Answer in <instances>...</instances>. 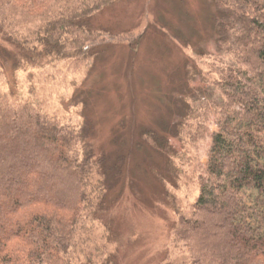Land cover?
<instances>
[{
	"label": "trees",
	"instance_id": "trees-1",
	"mask_svg": "<svg viewBox=\"0 0 264 264\" xmlns=\"http://www.w3.org/2000/svg\"><path fill=\"white\" fill-rule=\"evenodd\" d=\"M117 1L0 0V41L16 64L36 52L74 71L117 35L95 19ZM210 1L216 51L230 61L216 59L218 95L189 113L190 143L209 147L196 164L199 194L174 208L171 235L180 264H264V0ZM82 128L0 93V264L88 263L108 169L82 154Z\"/></svg>",
	"mask_w": 264,
	"mask_h": 264
},
{
	"label": "rangeland",
	"instance_id": "rangeland-1",
	"mask_svg": "<svg viewBox=\"0 0 264 264\" xmlns=\"http://www.w3.org/2000/svg\"><path fill=\"white\" fill-rule=\"evenodd\" d=\"M213 11L210 0H119L95 18L117 35L98 41L74 71L36 52L16 64L0 41V93L83 127L82 154L105 160L107 195L83 246L87 264L183 260L171 235L174 208L197 198L196 164L209 147L206 138L190 143L198 124L189 113L217 97L216 59L230 61L216 51Z\"/></svg>",
	"mask_w": 264,
	"mask_h": 264
}]
</instances>
